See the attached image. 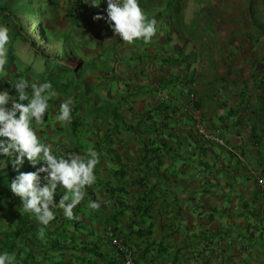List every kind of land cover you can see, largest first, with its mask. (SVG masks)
Here are the masks:
<instances>
[{
    "label": "crops",
    "instance_id": "crops-1",
    "mask_svg": "<svg viewBox=\"0 0 264 264\" xmlns=\"http://www.w3.org/2000/svg\"><path fill=\"white\" fill-rule=\"evenodd\" d=\"M95 21L94 26L104 27ZM162 31L149 44L141 41L143 50L137 55L144 66L134 69V79L124 72L125 84L118 78L121 93L110 84L101 91L103 96L123 101L116 110L115 106L104 109L106 118L100 123L107 128L89 121L90 130H84L82 143L89 139V147L100 156L96 183L86 189L79 208L85 206L90 240L112 249L104 237L110 227L135 247L138 258L152 246L145 259H138L141 264H263L264 228L257 226L264 224V182L258 183L264 172V85L258 82L264 79V62L249 73L244 68L247 64L240 60L237 64L231 53H225L218 58L226 68L212 67L211 72L204 69L209 64V48L203 49V42L190 36L184 39L185 46L178 40L169 45ZM111 35L105 48L110 45L107 51L112 58L122 43L119 37L110 40ZM159 47L169 51L160 53ZM196 53L199 60L194 59ZM153 57L160 59L155 60L158 65ZM168 57L173 61L164 60ZM183 57L187 58L181 65L174 64ZM210 58L219 63L215 55ZM197 62L200 68L193 67ZM119 72L116 64L115 73ZM192 94L204 127L224 144L197 132L187 110ZM97 100V108H105ZM160 104L165 113L154 111L151 117L148 111ZM117 115L120 121L114 118ZM152 128L158 131L152 133ZM64 139L56 132L48 136L52 144ZM160 139L167 143L159 145L162 151L157 150ZM74 144L84 154L80 142ZM233 179L238 181L237 188L230 186ZM98 198L107 204L102 203L97 211L86 207L89 199ZM238 226L261 239L244 240L242 232H236Z\"/></svg>",
    "mask_w": 264,
    "mask_h": 264
},
{
    "label": "clouds",
    "instance_id": "clouds-1",
    "mask_svg": "<svg viewBox=\"0 0 264 264\" xmlns=\"http://www.w3.org/2000/svg\"><path fill=\"white\" fill-rule=\"evenodd\" d=\"M59 1L60 4L57 6L56 10L53 11V14L55 13L58 15L60 13L65 19L69 8L71 6L73 8L74 3L78 4V10L76 12L84 16L83 19L78 18L83 24H78L82 27V29H79L80 33H83L85 36V39L79 36L80 43H83L82 47H86L85 53H88L89 50L85 44L86 41L94 42L95 45H97L95 55L101 59H103L106 54L104 48L106 47L110 32L112 33L110 40L119 37L122 43L121 46H126L125 43H128L131 44L132 48L137 41H143L144 44L151 43L156 34H159L161 28L163 30L161 33H163V36H166L169 45H171L172 41H174L172 32L178 30L176 28H171V26V29H168V23L173 20L171 18L168 19L166 16L162 18V20L149 18L142 10L140 0ZM102 3H106L107 6H105V9L100 7ZM62 5H64V8L60 10ZM94 20L99 21L104 27L94 26ZM34 26H38V24L36 23ZM157 26L160 29H157ZM114 41L111 42L113 43ZM9 42V28L7 25L0 23V75L9 71L6 67L8 64ZM100 47L103 49L99 51ZM109 47L110 45L105 48V50L111 49ZM121 48L113 52L112 58L115 59V62L117 61L116 63L114 62L113 65L114 75L124 73H115L116 64L119 66L120 59L125 58L131 60L134 58L132 55L135 52L132 51V53L129 52V56L124 55L116 59L115 53L122 54L121 51L125 52V50H121ZM73 52L75 51L73 50ZM91 52L92 51H89V54H91ZM110 53L112 52L107 51V54ZM79 57L80 56L77 54L72 58L79 60ZM85 57L87 58L88 54H84L80 57L82 58L80 64L71 66L76 72L79 73L82 70L84 66L82 62L85 63ZM138 58L139 65L132 66L128 64L124 66L125 72L130 78L132 73H136L134 69L142 68L143 61L139 56ZM174 64H176V61ZM130 67H132V69ZM92 72L84 75V77L90 80L91 77H89V75H93V79L100 80L101 75L97 76L95 71ZM78 77L81 79L80 73ZM116 78V82H119L118 78L120 77L116 76ZM108 84L109 83H107V85ZM10 86V88L0 89V165H11L12 170L17 173L11 178L10 184L7 185L8 189L15 197L19 198L22 211L30 214L39 224L44 226L39 231L40 238H43L45 236V228L50 222L56 219V213L53 209L58 207L62 210V214L67 220L78 218L74 215L73 210L80 203H84L83 200L85 198L86 189L96 183L97 176L95 170L100 162V156L95 148L91 146L86 148L84 154L62 150L63 154L58 155L54 150V144L48 140V136L54 132L60 136L63 135L65 138L64 141L70 140V136H67L68 130H66V126L67 123H70L72 120L74 100L71 97L60 101L58 109L54 107L55 123L53 122L52 126L46 128L44 131H37L36 128L38 126H44L45 115L49 111V101L58 96L57 92L53 89L52 83L47 80L41 83L33 81L30 78L26 79L21 77ZM74 92H77L76 89ZM86 95L90 98L89 93ZM195 102L194 95L190 107L193 106L199 110ZM76 124L78 125V123ZM58 126L65 127L63 130L60 129L59 131ZM154 131L158 130H153L152 132ZM211 135L214 138H219L213 134ZM201 136L205 138L203 135ZM158 142L159 140L156 142L157 146ZM78 148L79 145L76 146L75 144L74 150ZM13 156H15V158H13ZM25 160L35 169L34 171H20ZM260 182L262 183L263 181H259V183ZM59 189L64 190L62 195H60ZM58 195H60V198L57 202L55 197ZM102 203L107 204V201H101L99 198L97 200L89 199L86 207L90 210L97 211L101 208ZM85 213L87 214V212ZM104 237L107 239L112 249L121 253V260L119 259L120 264H125V256L129 252L132 254L133 263L141 264L138 262L139 258L137 257L135 247L124 237L113 232L112 228L109 227L107 229ZM217 254L218 257H221L220 252ZM0 264H16L15 254H10L6 251L0 252Z\"/></svg>",
    "mask_w": 264,
    "mask_h": 264
},
{
    "label": "trees",
    "instance_id": "trees-1",
    "mask_svg": "<svg viewBox=\"0 0 264 264\" xmlns=\"http://www.w3.org/2000/svg\"><path fill=\"white\" fill-rule=\"evenodd\" d=\"M182 1L184 0H140V6L149 18L162 20L166 16L168 19H173L170 21L171 28L181 29L186 25L183 18H185V9H188V6ZM246 1L248 12L254 16L258 12L254 11V5L259 0ZM59 4V0H0V23L7 25L10 35L8 64L6 65L9 71L0 75V89L10 88V85L21 77L41 83L47 80L52 83L53 87H62L67 84L68 76L73 75V78L80 80L79 73L67 64L66 56L63 54L67 51L66 53H69L71 58L77 55L73 52V45L77 42L73 31L79 26L78 24L83 25L78 18L83 19L84 16L76 12L78 4L74 3L73 8L71 6L65 16V21L70 24V28L64 30L58 21V15L53 14ZM105 6H107L106 3L100 5L104 9ZM212 16L213 13L210 14L207 10L205 18L202 17L201 22L199 21L200 25L205 21L213 25L214 21L209 19ZM196 20L193 19L192 22ZM36 23L39 26V34H32V26ZM80 28L82 29V27ZM183 58L177 60L176 64L181 65L187 57ZM35 61H38L39 64ZM42 65L45 67L43 71L38 69V66ZM55 91L61 94L65 92V90L58 91L56 89ZM66 94H69L68 97H72V99L78 96L77 92L72 94L66 92ZM56 99L57 97L49 101V111L45 115L44 126H38L37 131H44L52 126L54 107L58 109V104L63 100L62 98ZM195 105L199 107L197 101ZM162 106L163 104H160L155 109L148 111V114L151 117L154 111L164 114ZM77 107L78 105L74 106V108ZM114 109L116 110V106ZM115 110H112V113ZM117 112L119 113L120 110ZM73 113L76 116L70 122L71 127L67 131V136L74 137L78 131L76 124L78 121L75 120L78 111ZM231 115L228 118H232ZM223 118L227 117L223 116ZM64 127L58 126V130H63ZM70 144L71 141L66 140L56 142L53 147L58 155H62V150L74 151V148L68 150ZM166 144L164 140H159L157 150L162 151L159 145ZM34 170L26 160L20 168L22 172ZM16 174L11 165H0V252L14 253L16 264H120L122 256L120 252H116L114 249L108 250L102 247L98 241L90 240L92 232L88 229V217L85 211L79 209L81 203L73 210L74 215L78 217L74 220H67L58 207L53 209L56 219L50 222L45 228V236L40 238L39 231L44 226L30 214L22 211L19 198L15 197L8 189L7 185ZM58 191L62 195L61 191ZM60 195L55 197L57 202ZM144 228L142 229L144 230ZM143 230L142 232H144ZM151 250L152 246L146 247L142 251L143 256L139 259H145ZM161 252L162 249L157 251L158 254Z\"/></svg>",
    "mask_w": 264,
    "mask_h": 264
},
{
    "label": "rangeland",
    "instance_id": "rangeland-1",
    "mask_svg": "<svg viewBox=\"0 0 264 264\" xmlns=\"http://www.w3.org/2000/svg\"><path fill=\"white\" fill-rule=\"evenodd\" d=\"M183 4L187 5L188 9H185V18L184 22L186 23L183 28L173 31V37L174 40H178V44L180 46H185L186 42L184 39H190V36L195 41H201L203 44V49L208 50L209 53L207 55V61L209 64H207L205 68H207L209 71L213 72L214 69L212 67L217 68H226L223 66L222 58L219 60L222 54L226 55L228 53H231L235 57V63H239L240 60L242 65H246L248 67H245L249 73H252L253 71L257 70L262 66L261 62H264V0H259L254 5V11H258L253 15H250L248 12V4L246 0H184L182 1ZM188 3V4H187ZM64 8V5L61 6L60 10ZM209 11L210 14L213 13L212 17H209L210 20L214 21V24L206 22L204 24L200 25L201 18L206 16V11ZM208 14V13H207ZM201 16V17H200ZM58 21L61 26H63V29L66 30L67 28H70V24L66 23L65 18L62 14H58ZM193 19H197L196 21L192 22ZM200 21V22H199ZM192 23V24H191ZM203 23V22H202ZM169 26H171L170 23H168ZM209 26V28H208ZM80 26L76 27L73 33L75 34V37L77 39V42L73 45V50L82 57L84 54H88V57H85V63L82 68V70L79 72L81 74V79L73 78V75L70 77L68 76L67 79L69 81L67 84L63 85L62 87H53V89L61 91L65 90L63 94L57 92L58 96L57 99L62 98L66 99V97L69 96V94H66V92L72 94L74 92V89H77V97L74 100L72 112L78 111V116L75 118V120L78 121V131L76 132L75 136H70V140L72 143L70 144V147H68V150L71 148H75V140L80 142V146H82L83 150H86V148L89 147V139L85 144L82 142L84 137V130H90V122L98 124L99 127L107 128V125H103L100 123L101 120L105 119V115L103 114L104 109H110L112 106H116L117 108L120 107L123 104V101L119 99V97L112 98L109 96H101V91L107 90L108 88L107 83H109L113 90L116 89L118 92H122V89L119 86V84L116 82L118 77H121L122 83H126L124 73L115 74L113 73V65L115 62V59L108 57V55L112 54H105L104 58L101 59L97 55H95V49L97 48V45H95L94 42L86 41V46L89 51H92L91 54L85 53L86 47H82L83 43H80V38H84L85 36L83 33H80ZM34 31L32 33L38 34V26L32 27ZM158 29V28H157ZM168 29H171L170 27ZM80 43V44H79ZM126 46H121V50H125L124 53H115V58H120L121 56L129 54V52L132 53L131 47L128 45V43H125ZM143 43L141 41H137L134 43L132 49L135 50V53L132 55L134 57L133 59H125L122 58L119 60L120 64L118 68L120 71L125 72V67L128 64L139 65V58L137 53L143 50L142 48ZM208 47H207V46ZM149 47H153V45H150ZM103 49L100 47L99 51ZM190 49V48H189ZM158 51L160 53H163L165 50L161 47L158 48ZM169 51L168 49L165 51ZM67 52V51H66ZM65 53V52H64ZM66 56V62L70 66H77L80 64V60L71 58L69 56V53L63 54ZM215 55V59L219 62L218 64L214 61L208 60L213 58ZM231 55V56H232ZM188 56V55H187ZM189 57V56H188ZM204 58V57H203ZM257 58H259V62L257 63ZM194 59L199 60L198 53L195 54ZM205 59V60H206ZM152 60H160L158 58ZM168 62L173 61L172 58L167 59ZM175 60V59H174ZM176 61V60H175ZM27 62V61H26ZM39 64L38 61H35ZM117 62V61H116ZM115 62V63H116ZM158 65L159 61H155ZM199 64L201 63H195L193 64V67H199ZM130 66V65H129ZM142 66H144L142 64ZM141 66V67H142ZM42 67V68H41ZM201 67V65H200ZM199 67V68H200ZM102 68V69H101ZM132 69V67H130ZM184 70L187 68L186 64H183ZM38 69L41 71L45 70L44 65L38 66ZM92 71H98L96 73L97 76H100V84H92V80L94 78L93 75H89L91 77L90 80L84 77V75L91 73ZM216 72V71H215ZM261 73L264 74V68L261 69ZM72 74V73H71ZM68 74V75H71ZM132 79H134L133 76H131ZM260 84L264 85V79L258 81ZM216 84V83H215ZM214 84V85H215ZM88 91V92H87ZM89 93L91 95V98H88L86 95ZM131 95V94H130ZM101 99L102 104H105L104 107L97 108V105L100 103L97 98ZM72 98V97H71ZM130 100L129 97L126 98V102ZM77 106V108H74V106ZM59 106V104H58ZM76 114H72V118L75 117ZM117 121H120V118L117 116L114 117ZM164 118V117H163ZM54 122V120H53ZM167 122V121H166ZM55 123V122H54ZM117 123V122H116ZM71 127L70 123H67L66 130ZM111 130L113 131L114 128L113 125L110 126ZM77 152L76 150H74ZM264 168V163L263 166ZM262 168V169H263ZM231 169V168H229ZM232 170V169H231ZM261 180L264 182V172L261 174ZM247 181V180H246ZM238 181L232 180L231 185L234 188H237ZM259 200V199H258ZM249 202V200H247ZM263 202H264V194H263ZM87 203H85L86 205ZM83 207H85L83 205ZM259 229L264 228V224L257 226ZM242 232V235L244 236V240L252 239V242L256 240L257 234L252 235L248 234L246 228H241L238 226V229L236 230L237 233ZM264 229L261 231L263 232ZM255 233H257V230H255ZM261 239V238H259Z\"/></svg>",
    "mask_w": 264,
    "mask_h": 264
},
{
    "label": "built area",
    "instance_id": "built-area-1",
    "mask_svg": "<svg viewBox=\"0 0 264 264\" xmlns=\"http://www.w3.org/2000/svg\"><path fill=\"white\" fill-rule=\"evenodd\" d=\"M192 101L194 98V95H191ZM187 110L189 111V114L196 120V128L198 130V132L203 135L205 138H213L215 140H217L219 143L223 144V141L219 138H214L210 133H208V131H206V129L204 128V126L202 125L201 122V115H200V111L196 108L192 107H188ZM125 264H134L132 261V254L131 252L127 253L125 256Z\"/></svg>",
    "mask_w": 264,
    "mask_h": 264
}]
</instances>
